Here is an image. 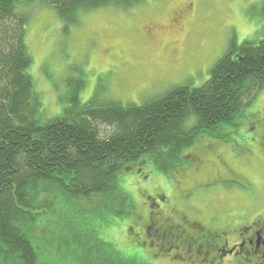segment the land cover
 Masks as SVG:
<instances>
[{
	"label": "trees",
	"instance_id": "obj_1",
	"mask_svg": "<svg viewBox=\"0 0 264 264\" xmlns=\"http://www.w3.org/2000/svg\"><path fill=\"white\" fill-rule=\"evenodd\" d=\"M35 1L0 0V264H48L40 259L33 231L43 216L55 215L62 206L78 221L81 202L96 198L91 214L131 216L136 206L121 187L120 174L135 164L142 170L148 160L167 174L188 160L184 152L201 137L224 143L235 139L226 129L241 127L247 107L264 90L263 26L259 40L231 38L204 86L180 84L142 105L105 98L100 84L83 103L86 80L78 70L66 80L63 114L46 119L28 73L33 58L25 40L27 7ZM40 1L54 7L69 27L84 13L105 7L129 10L146 0ZM254 10L264 19V3ZM192 155L191 163L197 156ZM86 234L94 245L98 238ZM95 253L91 262L97 260ZM101 257L109 260L113 253ZM120 257L114 264H145Z\"/></svg>",
	"mask_w": 264,
	"mask_h": 264
},
{
	"label": "rangeland",
	"instance_id": "obj_2",
	"mask_svg": "<svg viewBox=\"0 0 264 264\" xmlns=\"http://www.w3.org/2000/svg\"><path fill=\"white\" fill-rule=\"evenodd\" d=\"M263 3L264 0H146L129 10L105 7L84 13L78 24L66 27L54 7L40 0L33 2L27 7L30 19L25 40L33 58L28 73L42 102L43 117L51 119L63 114V98L68 92L66 80L79 74L78 70H83L86 80L80 95L83 103L94 95L99 84L105 98L125 105H142L184 83L204 86L233 36L239 42L262 38L264 19L254 9ZM189 6L191 9L186 11ZM180 16L183 19L177 22ZM263 111L264 90L247 107L241 127L226 129L237 141L230 138L224 143L204 136L184 152L183 157L188 160H183L176 171L166 174L148 160L141 166L142 170L135 164L132 170L120 174V185L136 206L131 216L102 218L91 214L96 198L92 200L94 203L81 202L83 209L78 221L68 207L64 213L63 206L55 215L50 212L49 216H43L33 231L40 259L48 264H87L97 252L93 264L99 261L114 264L118 255L128 261L137 258L145 264H174L169 260L173 254L151 259L148 251L152 253L154 248L134 241V233L139 232L138 223L150 213V196L157 195L162 205H177L189 217L201 219L213 215L222 219L239 212L245 196L261 201L264 152L261 155L251 149L249 136L255 131L251 122L254 113L263 114ZM207 144H213L212 150L226 155L237 172L259 185H256L258 190L254 186L243 190L236 184L231 187L236 189L233 196L223 185L227 181L211 187L199 185L198 182H207L208 175L209 181L221 176L217 172L220 166L217 152L204 148ZM190 152L197 155L193 163L189 162ZM221 169L222 176L229 178L223 164ZM87 230L98 238L94 239V245L90 236L86 237ZM101 240L106 243L105 248ZM107 251L113 253V258L101 257Z\"/></svg>",
	"mask_w": 264,
	"mask_h": 264
},
{
	"label": "flooded vegetation",
	"instance_id": "obj_3",
	"mask_svg": "<svg viewBox=\"0 0 264 264\" xmlns=\"http://www.w3.org/2000/svg\"><path fill=\"white\" fill-rule=\"evenodd\" d=\"M191 7L186 8V11ZM182 19L180 16L177 22ZM262 113H254L251 122L254 124L252 130L255 131L249 136V142L253 143L251 149L261 155L264 152V111ZM259 127L261 130L258 131ZM210 145L209 149L214 151L213 144ZM214 152H217L220 165L217 172L221 176L209 181L208 175L207 182H198L199 185L211 187L227 181L228 184L223 185L228 194L233 196L236 195V189L231 187L236 183L249 189L252 186L257 189L256 185H259L237 172L226 155ZM193 154L195 156L194 152ZM222 164L229 172V178L222 176ZM262 193L264 195V191ZM245 198V203L237 213L223 216L222 219L215 215L201 219L199 216L189 217L177 205H162L157 195L150 196V213L138 223L139 232L134 233V241H139L146 248H154L151 249L152 253L148 251L151 259L173 254L169 260L174 264H264V197L259 202L255 197ZM200 215L203 216V212Z\"/></svg>",
	"mask_w": 264,
	"mask_h": 264
}]
</instances>
